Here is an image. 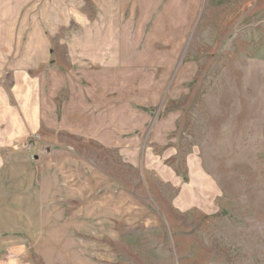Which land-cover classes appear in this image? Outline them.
<instances>
[{
  "label": "rangeland",
  "instance_id": "rangeland-1",
  "mask_svg": "<svg viewBox=\"0 0 264 264\" xmlns=\"http://www.w3.org/2000/svg\"><path fill=\"white\" fill-rule=\"evenodd\" d=\"M112 1L0 0V102L38 88L92 129L0 138L78 200L0 264H264V0H120L118 26Z\"/></svg>",
  "mask_w": 264,
  "mask_h": 264
},
{
  "label": "crops",
  "instance_id": "crops-1",
  "mask_svg": "<svg viewBox=\"0 0 264 264\" xmlns=\"http://www.w3.org/2000/svg\"><path fill=\"white\" fill-rule=\"evenodd\" d=\"M122 6L120 0H113L104 12L103 21L118 26L122 18ZM103 28L111 29L106 25ZM112 39L110 45L116 49L111 51L112 58L104 57L103 62L108 59L111 63L120 61L122 40L118 36ZM105 44L102 42L103 46ZM24 57L30 59L29 56ZM26 63L29 64L30 61L27 60ZM24 68L29 67L24 65L23 72ZM22 75L21 78L25 79L24 74ZM20 100V106L14 105V108L0 102V138H27L31 133H45L47 128L61 132L62 129L83 126L85 133L92 131L87 123L82 124L74 119L77 113L70 112L68 104L60 98L58 103L55 101L49 105L48 108L53 111L50 115L53 116V121L46 123L44 113L47 105L38 88L36 93L24 89ZM83 116L85 115L79 114L78 119L82 120ZM20 155V152L9 151V162L0 165V253L27 248L34 239L58 238L64 229L69 228L66 225L62 227V224L76 222L78 217V209L70 208L76 207L78 200L76 190L67 188V179H63L65 168L58 165V162L48 161V158H39L36 165L29 155ZM18 239L22 240L21 243L14 242Z\"/></svg>",
  "mask_w": 264,
  "mask_h": 264
}]
</instances>
